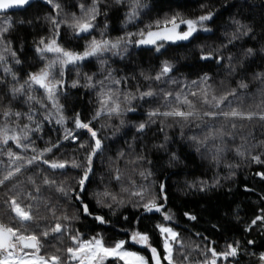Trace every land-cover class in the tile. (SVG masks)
Returning a JSON list of instances; mask_svg holds the SVG:
<instances>
[{
	"label": "trees",
	"instance_id": "obj_1",
	"mask_svg": "<svg viewBox=\"0 0 264 264\" xmlns=\"http://www.w3.org/2000/svg\"><path fill=\"white\" fill-rule=\"evenodd\" d=\"M142 2L146 7L129 21L131 8L128 3L99 0L100 14L94 21L95 28L80 34L68 25L73 22V14L84 16L80 5L91 7L93 0H54V4L60 5L59 9L47 0H41L21 10L0 13V27L9 21L12 25L3 33L0 45L3 47L10 42L8 46L20 61L16 63L5 53L6 60L0 62V124L21 128L27 125L33 129L29 139L23 141L30 145L27 149L18 148L12 141L0 145V153H3L0 154V176L10 167L6 155L9 149L31 158L43 149L57 145L44 154V159L68 162L66 168L56 170L42 161L27 166L13 180L0 185V201L16 194L13 185L38 195L47 207L41 206L39 215L43 219L27 225L28 230L39 235L57 223L62 224L65 227L63 234L42 238L39 254L45 257L59 255L64 262L67 261L66 249L74 246L69 237L79 234L83 240L100 237L106 246L125 241V247L142 252L148 263L153 264L148 248L136 246L130 239L134 232L146 233L150 245L163 255L157 225L167 224L179 233L183 244V247L173 245L176 264L210 261L209 249L221 253L227 251L230 244L238 245L237 256L218 257L217 264H264L260 260L264 253V220L252 224L257 216H264V176L260 175L264 173V163L253 159L259 156L264 161V120L259 117L235 120L237 127L233 129L223 118L216 119L212 121L214 126H223L224 132L230 135L204 147L191 140L193 136L202 139L207 132L199 120L185 122L179 117L157 116L149 123V113L153 110L164 112L177 106L188 110L185 105H177L176 94L181 98L188 95L200 113L215 110L202 104L198 95H190L205 88L210 96H220L235 89L236 97H230L232 107L245 112L264 111V0ZM209 12L213 14L207 22L210 31L197 32L188 40L165 41L159 50L154 45L137 43L141 39L140 32L157 29L155 22L158 20L177 15L183 19H196ZM53 16L58 21H66L58 30L49 19ZM245 31L247 35H239ZM233 34L239 38L232 40ZM54 37L65 50L76 53H83L93 39L111 41L124 37L132 43H127L128 49L121 54L89 57L68 66L62 76L58 70L56 78L62 82L57 86L56 102L62 107L56 117L59 119L62 115L64 123H54L43 119L42 115L35 123V117L28 119V115L35 116V112H29L13 89L24 85L30 74L45 65L36 47L41 39ZM249 48L253 50L252 55H246ZM203 56L209 58L203 59ZM164 62L173 65L172 71L156 80ZM5 68H10L11 73L5 72ZM205 75L206 81L202 80ZM88 76L92 77L91 81ZM242 82L247 88L239 86ZM88 84L95 87L86 86ZM149 90L155 95L139 98L140 93ZM32 91L37 97L43 94L41 88L33 85ZM109 91L115 94L113 99H118L122 111L111 115L105 111L93 119L100 110L99 94ZM165 93L172 95L166 99ZM126 95L136 98L128 102L124 99ZM222 107L228 110L226 105ZM129 108L134 111H123ZM6 111L12 115L4 116ZM17 112L22 115H14ZM77 114L83 122L91 121L90 126L102 142L101 149L92 158V171L83 190L79 180L88 167L86 157L95 141L86 129L75 127ZM208 119L205 117L206 121ZM141 123L146 124L143 131L138 130ZM37 125L38 131L34 130ZM65 129L72 132L68 139H64ZM214 146L223 151L217 153ZM238 148L243 155L238 154ZM72 161L83 167H72ZM142 172L144 176L140 175ZM117 174L121 176L120 180L115 179ZM45 176L55 183L51 186L43 184ZM28 177L36 181L39 193L27 182ZM59 187L65 188L67 194L58 191ZM139 191H143V199L132 194ZM105 192L114 195L116 201L104 197ZM153 199L162 205V209L153 214L146 213L143 205ZM100 200L103 203L98 202ZM22 203L34 202L24 199ZM84 204L88 205L91 214L83 211ZM165 215L172 219L166 220ZM13 216L14 213L0 202V221L19 227ZM97 216L104 217L105 222L96 220ZM190 216L196 219H190ZM184 256L188 257L187 261ZM163 263L167 264L166 261ZM104 264L124 262L108 258Z\"/></svg>",
	"mask_w": 264,
	"mask_h": 264
},
{
	"label": "snow or ice",
	"instance_id": "obj_2",
	"mask_svg": "<svg viewBox=\"0 0 264 264\" xmlns=\"http://www.w3.org/2000/svg\"><path fill=\"white\" fill-rule=\"evenodd\" d=\"M31 0H0V10H7L11 8H19L26 5H29ZM117 4L120 3H128L130 5L131 11L128 13V20L131 21L139 16V10L146 7V5L142 2V0H115ZM47 3L53 4L56 9L60 8L59 4H54V0H47ZM99 0H93L92 6L85 8L83 4L80 5L81 11L84 13L83 17H76L73 14V22L68 26L73 29V31L77 34L80 33H89L92 29L95 28L94 21L96 16L100 14L98 8ZM213 14L211 12L201 15L196 19H183L177 16H173L170 19L166 18L163 21H156L155 27L157 29H162L160 31H151L147 32V38H143L145 33L142 31L139 35L142 37L138 44H156L158 40H167V41H179V40H188L190 37L193 36L198 30L203 29L204 31H210L204 27V22L209 21L212 19ZM51 23L53 24L55 29H59L61 23H66V21H58L55 16L49 18ZM170 25V27H169ZM180 25H185L187 30L180 32L178 31ZM11 22H7L6 26L0 27V42L3 41V33H6L11 28ZM151 29V25L148 26ZM250 31V29H249ZM59 32H56L58 35ZM133 34H129L131 36ZM239 35H247V31L239 33ZM237 34L232 35V40L238 39ZM122 42H125V38L121 37L117 41L112 42L109 40H95L93 39L89 45L87 46L86 50L83 53H76L72 51L65 50L61 47L56 39H52L49 42H45L44 39H41L40 44L43 47H38L37 52L40 53L41 56L44 55L46 52L56 54V59L50 61L44 68H42L38 73L30 74L29 79L25 81V84L28 85V88L31 89L32 84L39 85L40 88L44 89L47 98L54 102V105L59 110L62 106L56 103V95H57V86L61 84V80H55L53 77V71L56 69V66L59 65V70L61 76L63 75L64 67L71 64L76 65L80 61H83L89 57H96L99 58L103 55L104 52L110 51L113 49H118ZM231 43V40L229 41ZM127 43H132L131 40H127ZM8 44H5L3 47H0V62H4L6 60L5 53H8L12 56L16 63L20 61L16 58V53L11 49ZM159 50V49H157ZM116 54V53H114ZM253 50L249 48L246 52V55H252ZM203 59H208V56H203ZM103 64L104 61L101 60ZM173 65L169 62H164L162 66L161 72L155 77L156 80H160L162 77L166 76L169 72L172 71ZM5 72L11 73L10 68H5ZM14 76V74H13ZM15 78V77H14ZM87 79L91 81L92 77L88 76ZM208 79L207 75H205L202 80L206 81ZM174 82V81H173ZM103 83V82H101ZM114 83H119V81H114ZM196 82L193 81V84ZM76 86V83H73V87ZM88 87H95V85L88 84ZM241 88H247V84L243 82L239 85ZM25 85H21L19 88H14L13 93H24ZM100 110L96 112L93 119L99 117L103 112H107L108 114H120L122 111L120 107V103L118 99H113L115 94L101 92L100 94ZM155 93L151 90L147 92L140 93L141 99L145 97L154 96ZM171 93H165V98L171 96ZM192 96H199L201 103L210 106L212 109L211 111H206L200 113L195 110V105L193 101L188 99V95H184L181 98L180 94H176L175 100L177 105H185L187 106L188 110H182L179 106L173 108L170 111L161 112L159 109L153 110L149 113V123L154 122L152 119L153 117L163 116V117H179L185 122H189L190 120H199L201 124L207 128L206 134L203 138H198L197 136L191 137V140L198 144L199 146H207L210 142H214L217 139L223 140L225 135H230V133H225L223 130V126L220 128H216L212 121L223 118L225 122L230 123L231 127L235 129L237 125L233 122L235 120H252L254 117H259V119L264 120V111L262 112H245L238 108L232 107L233 100L230 97H236V90L233 89L231 92L225 93L220 96L211 95L207 88L201 89L199 93L192 92L190 93ZM136 97L126 95L124 99L128 102L131 99H135ZM28 101L35 100L34 96L29 95ZM39 103V101H37ZM226 105L228 110H224L222 107ZM123 111H134V109H124ZM4 116L12 115V113L6 111L3 113ZM14 115L20 116L21 113H15ZM205 117L209 118L207 121ZM28 119L32 120L33 116L31 114L28 115ZM75 119V127L77 129H86L91 137L94 139V147L92 151L86 157L88 167L85 169L83 173V177L79 180V185L81 190H83L85 181L89 177V173L92 171L91 164H92V157L96 155V153L101 149L102 142L100 139L97 138V132L92 129L91 121L83 122L79 118V114L74 118ZM56 123L63 124L64 117L61 115L59 119L56 120ZM123 123V121H122ZM146 127V124L141 123L138 126V130L143 131ZM34 130H39V125ZM33 131V129L28 128L25 125L23 128L19 130L11 129L7 127V125L0 127V145H7L9 141H12L16 144L18 148L27 149L30 145L24 143L23 141H27L29 139V133ZM65 136L64 139H68L72 136V132L68 129H65ZM75 138V137H73ZM54 147L57 145H52L51 147L45 148L42 151L38 152L36 155H33L31 158H25L12 150H8L6 155L9 157L10 160V167L7 169L6 173L3 176H0V185H4L6 182L13 180L17 177L23 169L27 166L33 165L38 161H42L43 164L48 165L50 169H64L68 166L67 161H55V160H48L44 159V154L46 152H51ZM83 147V145H81ZM215 151L217 153H221L223 151L222 148L218 146H214ZM33 152H36V149H32ZM199 150V148L197 149ZM238 154L243 155L240 149H237ZM3 154V153H0ZM253 159L257 163H264L261 161L259 156H254ZM72 167L80 168L83 165L76 163L75 161L71 162ZM141 176L145 174L142 172L140 173ZM150 175V173H149ZM260 175L264 176V173ZM115 179L120 180L121 176L117 174ZM27 182L29 184L34 185V191L36 193L40 192V187L36 185V181L32 177L27 178ZM43 184L45 185H53L55 181L48 179V177H44ZM14 189H17L16 194L8 197L7 199L0 201L7 206L11 213H14L12 217L13 220L19 224V227H13L11 224H5L4 222L0 221V264H71V262L75 261L76 264H104V261L109 258H115L120 261H124V264H148V261L145 257L140 256L135 252H129L124 249L125 241H119L114 246H106L103 242V239L100 237H92L89 240H83L79 234L72 235L69 238L73 241L74 246L68 247L66 249L67 253V261L64 262L61 260L59 255H52L49 257H45L39 255L41 248L43 247L41 240L42 238H46L49 236H54V234H63L65 231V227L57 223L54 228L50 230H44L37 235L35 232H29L27 225L30 223H35L39 219H43L39 215L41 206L47 207L46 203L40 199L38 195H34L33 192H27L20 185H13ZM163 189V186H161ZM58 191L61 193L67 194V191L63 187L57 188ZM127 191V189H124ZM135 196H139L141 199L144 198L143 191L134 192L132 193ZM104 197H108L114 202L116 201V197L109 192H105L102 194ZM29 200L34 203H29L24 205L22 200ZM103 203V200L98 201ZM123 203V201H119ZM109 207L111 205H108ZM146 212H160L162 209V205H158L155 200H149L147 203L143 205ZM83 211L87 214H91L89 212V208L87 204L83 205ZM185 215H188L185 213ZM166 220H171L172 217L170 215H165L164 217ZM64 219H68V217H64ZM190 219H196L195 216H190ZM96 220L104 223V217L97 216ZM258 220H264V216H257L256 219L252 221V224H256ZM38 226V225H37ZM160 233L164 235V255L161 258L160 253L157 251L155 247H151L149 243V236L146 233L134 232L132 234V241L145 245L150 248L152 253V261L154 264H163L164 261L167 264H176L174 260V244L180 245L183 247L182 242L179 240V233L174 231L171 227H166L163 225H157ZM251 243V242H250ZM31 250V251H29ZM208 251L211 252V260H205L203 264H217L218 257H224L227 259L228 257H235L238 254V245H228V250L217 253L214 248L209 249ZM184 260L187 261L188 257L184 256ZM260 260L264 262V253L261 254Z\"/></svg>",
	"mask_w": 264,
	"mask_h": 264
},
{
	"label": "rangeland",
	"instance_id": "obj_3",
	"mask_svg": "<svg viewBox=\"0 0 264 264\" xmlns=\"http://www.w3.org/2000/svg\"><path fill=\"white\" fill-rule=\"evenodd\" d=\"M140 12V11H139ZM207 22L208 21H205L204 22V27L205 28H207L208 29V27H207ZM125 25H127V24H124V26ZM170 27V26H169ZM160 30H162V29H151V31H160ZM187 30V28H186V26L185 25H180V27H179V29H178V31H180V32H183V31H186ZM149 31V30H148ZM148 31H145L144 33H145V35H144V37L143 38H147V32ZM202 31H204L203 29H200V30H198L197 32H202ZM196 32V33H197ZM195 34V33H194ZM140 38H142V37H140ZM52 39H56L55 37L54 38H50V39H48V40H45V42L47 43V42H49V41H51ZM118 39H114V40H111L112 42H115V41H117ZM127 40H128V38H126L125 39V42H122L121 43V45H120V47L118 48V49H113V50H110V51H106V52H104L103 54H112V53H116V54H121V53H123L124 51H126L127 49H128V45H127ZM140 40V39H139ZM138 40V41H139ZM56 41H57V39H56ZM165 41H167V40H158L157 41V43L156 44H154V47L156 48V49H159V47H160V45H162ZM179 41H182V40H179ZM170 42H174V41H170ZM58 43V42H57ZM143 45H149V46H151V45H153V44H143ZM0 47H1V45H0ZM38 47H43V45H41L40 43H39V45L36 47V52H37V48ZM37 54H38V56L41 58V59H43L44 60V62H45V65L42 67V68H44L50 61H52V60H54V59H56V54H54V53H50V52H46V53H44V55L43 56H41L40 55V53H38L37 52ZM68 66H71V64H69V65H67V66H65L64 67V69H66ZM41 68V69H42ZM40 69V70H41ZM58 70H59V65H57L56 66V69L53 71V77H54V79L55 80H58L57 78H56V74H57V72H58ZM1 71H3V69L1 70ZM39 72V71H38ZM38 72H36V73H38ZM25 85V90H24V93H22V94H20V93H15V95H17V97H18V99H19V101L22 103V104H24V106L25 107H27L28 108V110H29V112L31 111V112H35V116H33V118L35 117V123H37V119L40 117V115H42L43 116V119L45 118V119H48V120H51L52 122H54V123H56V120L58 119V116L56 117V115H60V112H61V108L58 110L57 109V107L54 105V102L52 101V100H49L48 98H47V94H46V92H45V90L44 89H42L41 88V90L43 91V94H42V96L41 97H37V96H35L34 95V92L32 91V86H31V89H29L28 88V85H26V84H24ZM33 86H35V87H39V85H36V84H32ZM21 86V85H20ZM19 86V87H20ZM19 87H17V88H19ZM40 88V87H39ZM13 94V93H12ZM29 95H31V96H34L36 99L35 100H32V101H28V96ZM37 101H39V103H37ZM47 102H49V105H47ZM56 102V101H55ZM57 103V102H56ZM5 125H7V127L9 128V130H11V129H16L18 132H19V130L21 129V127H19V126H16V125H8V124H5V123H3V125H1L0 124V127H3V126H5ZM23 128V127H22ZM163 226H166V227H171L170 225H167V224H164ZM174 231H175V229L173 228V227H171ZM160 232V231H159ZM160 236H161V245H162V249H163V255H164V248H163V242H164V235H162L161 233H160ZM89 239H91V238H89ZM89 239H86V240H89ZM131 241H132V239H130ZM119 242V241H118ZM136 246H145V245H142V244H139V243H136V242H134V241H132ZM117 243V242H116ZM115 243V244H116ZM115 244H113V245H111V246H114ZM111 246H109V247H111ZM124 247V249L125 250H127V251H129V252H135V253H137V254H139L140 256H143V257H145V259L147 260V257L145 256V254H143L142 252H140V251H137V250H134V249H131V248H128V247H125V246H123ZM146 248H148V250L150 251V259H151V262L154 264V262L152 261V253H151V250H150V248L149 247H147V246H145ZM152 247V246H151ZM157 251H158V249H157ZM159 252V251H158ZM40 255V254H39ZM161 255V254H160ZM163 255H161V258H163ZM109 258H112V257H109ZM108 259V258H107ZM106 259V260H107ZM148 261V260H147ZM105 262V261H104ZM124 262V261H123ZM149 264V263H148ZM164 264V263H163ZM186 264H195V263H186ZM196 264H203V262H200V263H196Z\"/></svg>",
	"mask_w": 264,
	"mask_h": 264
},
{
	"label": "water",
	"instance_id": "obj_4",
	"mask_svg": "<svg viewBox=\"0 0 264 264\" xmlns=\"http://www.w3.org/2000/svg\"><path fill=\"white\" fill-rule=\"evenodd\" d=\"M41 0H31L30 4L29 5H26V6H23V7H19V8H11V9H7V10H0V13H6V12H10V11H14V10H21V9H24V8H27L28 6H30L31 4L35 3V2H39ZM95 157V156H93ZM92 157V158H93ZM159 205V204H158ZM156 211H153V212H146V213H150V214H153L155 213ZM141 246V245H140ZM31 251V250H29Z\"/></svg>",
	"mask_w": 264,
	"mask_h": 264
},
{
	"label": "flooded vegetation",
	"instance_id": "obj_5",
	"mask_svg": "<svg viewBox=\"0 0 264 264\" xmlns=\"http://www.w3.org/2000/svg\"><path fill=\"white\" fill-rule=\"evenodd\" d=\"M131 241V240H130ZM132 242V241H131ZM141 247H145V246H141Z\"/></svg>",
	"mask_w": 264,
	"mask_h": 264
}]
</instances>
